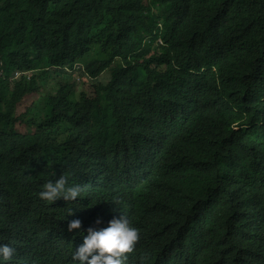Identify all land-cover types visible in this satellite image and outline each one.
Returning <instances> with one entry per match:
<instances>
[{
	"label": "trees",
	"instance_id": "obj_1",
	"mask_svg": "<svg viewBox=\"0 0 264 264\" xmlns=\"http://www.w3.org/2000/svg\"><path fill=\"white\" fill-rule=\"evenodd\" d=\"M30 93L39 99L18 113ZM62 174L84 197L40 199ZM254 199L264 201V0H0L6 264H74L83 228L122 210L141 216L162 264H179L171 245L197 218L185 240L195 262L240 264L231 233Z\"/></svg>",
	"mask_w": 264,
	"mask_h": 264
},
{
	"label": "clouds",
	"instance_id": "obj_2",
	"mask_svg": "<svg viewBox=\"0 0 264 264\" xmlns=\"http://www.w3.org/2000/svg\"><path fill=\"white\" fill-rule=\"evenodd\" d=\"M22 73L29 76L32 72H16V77ZM86 185L69 184L64 174L58 179L48 180L38 192L40 199L52 202L62 197L66 201H73L76 197H84ZM262 200H251L246 206L245 218L232 233L231 243L241 252H237L238 261L243 264L247 260L264 263V218L260 215ZM69 208L67 213L72 212ZM130 212V211H129ZM122 210L117 217H99L95 222L83 228L79 235L80 244L71 253L74 264H161L164 255L160 247L153 248L143 241L140 227L141 216ZM217 213L215 214V216ZM214 216V217H215ZM197 224L191 228V233L204 225V221L197 218ZM78 218L68 222L69 231L80 229ZM187 229H179L173 243V252L179 264H197L194 260L195 252L185 242L191 234ZM15 249L10 243H0V264H6L13 257Z\"/></svg>",
	"mask_w": 264,
	"mask_h": 264
},
{
	"label": "rangeland",
	"instance_id": "obj_3",
	"mask_svg": "<svg viewBox=\"0 0 264 264\" xmlns=\"http://www.w3.org/2000/svg\"><path fill=\"white\" fill-rule=\"evenodd\" d=\"M35 99H39V96L37 93H30L26 95L18 105V108H17L18 113L24 112L28 107L31 106L32 102ZM18 128L21 130H24V126L22 124H18Z\"/></svg>",
	"mask_w": 264,
	"mask_h": 264
},
{
	"label": "bare ground",
	"instance_id": "obj_4",
	"mask_svg": "<svg viewBox=\"0 0 264 264\" xmlns=\"http://www.w3.org/2000/svg\"><path fill=\"white\" fill-rule=\"evenodd\" d=\"M162 264V263H161Z\"/></svg>",
	"mask_w": 264,
	"mask_h": 264
}]
</instances>
